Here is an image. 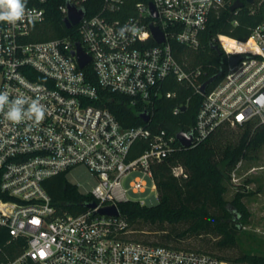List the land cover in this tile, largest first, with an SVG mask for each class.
Instances as JSON below:
<instances>
[{"label": "built area", "instance_id": "1", "mask_svg": "<svg viewBox=\"0 0 264 264\" xmlns=\"http://www.w3.org/2000/svg\"><path fill=\"white\" fill-rule=\"evenodd\" d=\"M46 1L27 0L31 19L15 25L0 23V92L7 91L10 100L38 99L46 109L39 124L12 123L0 113V227L7 229L18 252L0 264L222 263L206 253L134 239L119 204L147 205L143 195L147 191L158 197L153 165L183 147L177 132L150 125L157 99L173 95L162 89L168 77L202 95L194 124L185 131L191 132L190 146L221 126L252 123L264 128V20L239 40L243 45L231 50L222 40L226 35L212 37L226 59L221 76L202 93L197 81L200 70L177 60L171 40L197 49L200 33L224 0H137L133 12L121 17L114 13L124 11L126 0H103L98 12L85 11L78 23L67 28H74L73 33L33 40L45 19ZM83 1L71 3L83 7ZM248 4L264 5V0ZM59 9L66 17V3ZM125 24L140 33L121 38L119 29ZM151 25L162 32V42L154 39ZM76 43L89 57L82 67ZM102 91L127 97L140 106V113L148 114V120L123 126L101 105ZM181 106L173 113L182 111ZM241 163L231 171L232 177ZM77 166L87 168L96 179L86 192L95 206L78 213L62 211L43 181ZM172 173L185 176L180 165L173 166ZM109 207L116 213L100 212Z\"/></svg>", "mask_w": 264, "mask_h": 264}, {"label": "trees", "instance_id": "2", "mask_svg": "<svg viewBox=\"0 0 264 264\" xmlns=\"http://www.w3.org/2000/svg\"><path fill=\"white\" fill-rule=\"evenodd\" d=\"M67 1L77 0H47L45 19L37 26V33L33 40H43L62 37L73 33L74 28L67 29L64 25V14L59 9ZM137 0H126L124 11L114 13L115 17L127 16L133 12L132 4ZM148 1V0H144ZM225 5L213 12L206 29L199 36V46L195 50L187 49L175 39L171 40L175 57L183 65L187 62L191 69L198 68L199 83L209 77L222 74L225 55L215 47L212 37L222 34L234 39L244 40L253 26L264 20V5H250L244 2L237 11H231L229 4L234 0H224ZM103 0H84L82 6L87 14L98 12ZM77 38L76 36H74ZM187 56V57H186ZM91 74V68L86 67ZM211 86V85H210ZM164 91H171V97L161 96L154 106L151 126L154 129H165L169 132L188 131L194 124L195 117L202 100V95L175 77H168L162 84ZM104 99L102 106L107 107L114 116L125 126L143 123L140 118L139 105L130 103L123 95L111 92H101ZM183 105L185 109L177 114L173 113L176 106ZM242 130L237 139L231 141L228 137L230 129ZM264 145V128L247 124L231 128L221 126L202 142L189 146L178 147L170 156L153 165V176L157 187V203L154 205H139L136 202L119 204V209L134 231L141 230L143 225L155 227L163 233L157 235L156 240H136L167 245L182 249L179 242L190 236L212 234L219 237L217 244L221 248L235 245L237 232L244 225L249 216L241 202V193H237L230 202L239 215V223H235L229 204L223 197L230 183V174L238 161L249 153L258 151ZM180 165L185 176H175L172 167ZM43 186L52 202L62 211L78 213L86 209V203L93 200L88 193H82L77 186L69 182L64 172L49 177L43 181ZM169 226L171 229L167 230ZM132 233V234H133ZM0 261L7 257H14L13 241L6 228L0 227ZM183 250V249H182ZM246 264H264L263 254L242 253L232 259H219Z\"/></svg>", "mask_w": 264, "mask_h": 264}, {"label": "rangeland", "instance_id": "3", "mask_svg": "<svg viewBox=\"0 0 264 264\" xmlns=\"http://www.w3.org/2000/svg\"><path fill=\"white\" fill-rule=\"evenodd\" d=\"M222 40L229 45L230 50L243 45L241 41L228 36H223ZM241 133L242 130L237 128L230 129L228 137L233 141ZM241 160L242 163L236 176L230 175V183L223 194L224 199L229 202L228 209L233 213L230 218L235 223H239V215L230 202L237 193L242 194L240 196L241 202L249 213L246 223L240 226L237 232L235 245L229 248H221L217 244L219 237L212 234H200L181 240L179 245L183 250L206 253L218 260L220 258L232 259L245 252L264 255V145L258 151L249 153ZM253 168L254 170H251ZM66 178L75 184L82 193L91 191L96 184L95 177L84 166L73 168L66 174ZM143 195H145L144 200L147 205L157 203L156 192L147 191ZM141 228V230H135L132 235L140 239L145 238L148 241H154L157 235L163 233V231L156 230L155 227L149 225H143ZM166 229L170 230L171 228L167 226ZM221 262L220 264H246L228 260Z\"/></svg>", "mask_w": 264, "mask_h": 264}, {"label": "clouds", "instance_id": "4", "mask_svg": "<svg viewBox=\"0 0 264 264\" xmlns=\"http://www.w3.org/2000/svg\"><path fill=\"white\" fill-rule=\"evenodd\" d=\"M32 17L33 13L27 8V0H0V23L15 25ZM140 31L135 26L125 24L119 29L118 34L121 38H126L127 33L135 36ZM147 36L148 33L144 32L143 37ZM0 113L12 123L19 124L31 120L39 124L45 118L46 109L38 99L20 96L10 100L8 92L3 91L0 92Z\"/></svg>", "mask_w": 264, "mask_h": 264}, {"label": "water", "instance_id": "5", "mask_svg": "<svg viewBox=\"0 0 264 264\" xmlns=\"http://www.w3.org/2000/svg\"><path fill=\"white\" fill-rule=\"evenodd\" d=\"M246 3H252L253 0H245ZM244 4L243 1L241 0H234L230 5H229V9L231 11H234L237 8L242 7ZM152 6V4H150ZM66 7H67V15L66 17H64L63 22L66 28L71 27L72 25L78 23L81 18L84 16L85 10L83 7H76L73 3H71L70 1L66 2ZM150 30L151 33L154 37V39L157 42H162L163 41V35L162 32L156 27V26H150ZM76 56H77V60L79 65L82 67L84 66L88 61H89V57L86 56L82 50L80 49L79 43H76ZM217 48V47H216ZM236 59V57L232 56L230 58V61H234ZM217 77V74L209 77L207 80H205L201 86H200V91L202 93L205 92L207 86L212 83ZM185 106H181V110H184ZM140 117L143 121H147L149 116L146 112H141L140 113ZM177 139L180 142V144L183 147H189L191 145L192 142V135L191 132L187 133L185 131H178L176 133ZM85 207H94L95 206V202L94 201H90L88 203H86L84 205ZM101 213H107V214H115L116 213V209L114 207H109V208H102L100 209Z\"/></svg>", "mask_w": 264, "mask_h": 264}]
</instances>
